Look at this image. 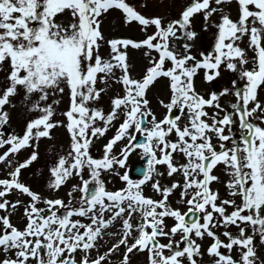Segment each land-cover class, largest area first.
Wrapping results in <instances>:
<instances>
[{"label":"snow or ice","instance_id":"6c2138e0","mask_svg":"<svg viewBox=\"0 0 264 264\" xmlns=\"http://www.w3.org/2000/svg\"><path fill=\"white\" fill-rule=\"evenodd\" d=\"M223 3L190 0L165 23L126 0H0V71L5 73L0 124L9 119L4 106L21 89L27 111L38 113L22 134L8 133L5 139L0 133V148L6 149L0 153L6 165L0 178V264H112L110 256L120 248L122 264H130L133 252L144 256L143 264H201L205 253L210 264H264V255H257L264 247V0H236L235 19ZM110 10H119L126 24L138 22L143 37L106 39L101 24ZM194 14H202L204 31L215 29L211 50L199 52V58L190 43L197 36ZM105 46L109 51L102 55ZM129 47L143 49L141 76L131 74ZM247 50L254 55L249 58ZM249 62L253 66L245 67ZM221 67L238 72L240 80L206 96L198 93L199 70L204 81L213 82ZM157 79L165 80L169 91L167 103L154 97L167 109L159 119L147 97ZM113 82L121 88L109 97L106 110L97 105ZM226 95L233 102L222 104ZM65 96L63 119H53ZM174 109L178 115H171ZM54 127L66 130L69 143L50 166L47 186L55 191L76 177L67 202L44 197L19 178L38 159L36 142L51 139ZM109 130L113 134L102 155L94 158L91 144ZM118 143L122 146L113 154ZM28 148L22 161L10 158ZM135 149L146 164L133 179L126 159ZM221 165L226 179L214 174ZM105 173L122 186L109 190ZM214 182L224 188L223 198L212 190ZM146 187L154 195H145ZM175 192L186 212L169 202ZM12 193L17 198L10 200ZM20 208L22 227H17L11 215ZM168 219L174 222L169 225ZM221 227L226 242L213 231ZM205 235L211 242L202 251L197 239Z\"/></svg>","mask_w":264,"mask_h":264},{"label":"rangeland","instance_id":"374dc122","mask_svg":"<svg viewBox=\"0 0 264 264\" xmlns=\"http://www.w3.org/2000/svg\"><path fill=\"white\" fill-rule=\"evenodd\" d=\"M131 6H133L138 12L146 17H153L159 16L161 17L165 23L169 18L175 19L178 17V14L183 10V8L190 2V0H126ZM214 4V0H212ZM223 8V11L230 15V18H237V6L236 0H224V3L220 6ZM219 13L212 17V20H216ZM59 19V17H58ZM203 16L202 14H194L192 18V30L197 32V36L192 43V53L193 55H197L199 58L198 53L203 51L205 54L207 51L211 50L213 45L214 39L213 34L215 29L210 28L208 31L203 30ZM101 30L103 35L106 39L108 38H129V39H140L143 37V32L141 30V26L138 22H128L127 24L124 23L122 19V13L119 10H110L103 18V22L101 24ZM154 30L153 28H149V33ZM246 39V38H242ZM183 41H177V44H182ZM240 47H245L244 43L240 44ZM101 54L107 55L109 49L105 46L101 48ZM143 49L140 51H134L131 47L128 49V63L130 65L131 74L134 77L141 76L143 70L146 65V61L142 55ZM254 55L251 50H247V56L250 58ZM253 65L251 62L247 64L245 67L251 68ZM5 73L0 71V86H2L3 78ZM232 80L239 81V74L238 72H232L229 70H225L223 67L220 68V76L218 78H214L213 82H206L203 80V70H199L198 74L194 77L195 81V90L202 94L207 95L212 91H220L223 87L229 86ZM166 81L162 79H157L153 85L147 90V97L151 101V105L153 111L155 112L157 118H162V116L167 112V109L163 108L162 106H158L157 99L154 97H158L159 99H163L166 103L168 102L169 98V91L165 87ZM101 87L102 85H97ZM121 88V85L116 84L113 82L111 85L110 91L106 95H102L100 99V104L97 106H103L106 110L109 103V97L112 96L117 92L118 89ZM260 98L264 99V89L260 91ZM33 100L36 99L34 96ZM53 99L52 96L49 97V102ZM67 97L65 96L61 100V104L56 109V115L53 119H63L60 115V111L65 107ZM234 98L230 96H223L221 97V103L224 104L225 102H233ZM5 110L8 112L9 119L6 123L0 124V133H4V138H7L8 133L12 134H22V129L24 128L28 119L32 118L33 116L37 115L38 113H29L25 107V102L23 100V90L21 89L18 94L11 97V103L9 105L4 106ZM209 113L214 111V109L208 108L206 109ZM179 114L178 109H174L171 115L175 116ZM119 121H117L118 126ZM183 123V120L181 121ZM227 131V129L225 130ZM51 132V139L48 138H41L37 143V150H38V159L31 163L30 166L23 169L21 171L20 180L25 182L29 185L32 190L37 191L44 197L49 198H62L64 200L67 199V192L70 190L73 184H77L79 181L76 177L69 178L64 185H62L58 190L52 191L48 188V179L50 176L49 168L55 162L57 154H66L68 151V143L69 138L66 130L62 127H54L50 130ZM113 134V130H109L104 137H98L94 139V142L91 144L90 154L94 158H99L103 153V145L106 143L107 138H109ZM170 138H172L170 136ZM126 142V141H124ZM213 143H216V140H213ZM122 145L118 143L114 146L113 154L115 151L119 149ZM4 148H0V153H2ZM31 148L21 150L18 152L16 156H12L10 158L14 160L22 161L26 156L30 153ZM141 154L140 150L135 149L131 153H129L126 161V168L129 167V162L131 161L134 156L138 157ZM177 160H181V157L177 155L175 157ZM163 170V169H161ZM125 169H120V172H124ZM214 174L221 176L222 179H226L223 174V166H218L214 170ZM85 178H87V171L85 170ZM6 176V165L0 162V178H4ZM106 183V187L109 190H115L122 186L121 182L119 181L118 177L115 175L105 173L102 177ZM173 180H180V176H173ZM167 182V180L163 181ZM212 190L219 191L220 196L223 198L225 195L224 188L217 183L211 184ZM145 195H154V193L150 190V188H144ZM74 195H79V193H75ZM10 200L16 199V193H12L9 197ZM22 200H27L26 196L20 197ZM178 192H175L170 195L169 202L173 207H178L181 209L182 212L187 211L186 205H183L178 202ZM43 206V204H40ZM231 210V209H229ZM23 209H17L11 215V222L13 225L17 227H22L21 222V215ZM87 222V221H86ZM174 220L168 219L166 223L169 225L173 223ZM202 222V219H201ZM229 231L233 233L236 232V228L234 226H229ZM213 231H216L217 234L220 236V239L226 242V238L222 235L224 231L223 227L221 228H214ZM249 232L251 229L249 228ZM175 239H179V236L175 237ZM166 242V241H162ZM197 242L201 244V250L205 251L206 246L211 242L210 238L205 235L203 240L197 239ZM256 244H259V238L256 237L255 240ZM110 246V245H109ZM182 247V245H180ZM102 251L104 249H101ZM221 252L227 253V249L221 248ZM124 252L123 248H120L119 251L114 252L110 256V260L112 264H122V253ZM236 249H233V255H235ZM130 255V264H143L144 256L138 255L135 252L129 254ZM257 255H264V247L259 248ZM199 259V258H198ZM201 264H210V258L205 253Z\"/></svg>","mask_w":264,"mask_h":264},{"label":"water","instance_id":"95a60500","mask_svg":"<svg viewBox=\"0 0 264 264\" xmlns=\"http://www.w3.org/2000/svg\"><path fill=\"white\" fill-rule=\"evenodd\" d=\"M144 161H146V160L144 159ZM139 169H141V167L140 168H137L136 170L138 171Z\"/></svg>","mask_w":264,"mask_h":264}]
</instances>
